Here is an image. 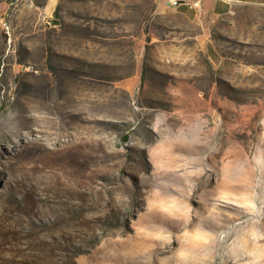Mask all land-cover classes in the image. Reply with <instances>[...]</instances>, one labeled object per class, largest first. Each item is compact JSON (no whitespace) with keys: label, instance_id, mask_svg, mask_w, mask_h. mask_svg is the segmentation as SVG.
Segmentation results:
<instances>
[{"label":"rangeland","instance_id":"1","mask_svg":"<svg viewBox=\"0 0 264 264\" xmlns=\"http://www.w3.org/2000/svg\"><path fill=\"white\" fill-rule=\"evenodd\" d=\"M0 264H264V5L0 0Z\"/></svg>","mask_w":264,"mask_h":264},{"label":"crops","instance_id":"2","mask_svg":"<svg viewBox=\"0 0 264 264\" xmlns=\"http://www.w3.org/2000/svg\"><path fill=\"white\" fill-rule=\"evenodd\" d=\"M160 5L168 7L178 13L196 12L191 4L197 0H176V6L169 5V0H158ZM236 4L241 5H264V0H201V14L221 15L230 12Z\"/></svg>","mask_w":264,"mask_h":264},{"label":"built area","instance_id":"3","mask_svg":"<svg viewBox=\"0 0 264 264\" xmlns=\"http://www.w3.org/2000/svg\"><path fill=\"white\" fill-rule=\"evenodd\" d=\"M169 5L176 6L178 4V1L176 0H169ZM191 7H193L197 11H201V0H197L194 3L191 4Z\"/></svg>","mask_w":264,"mask_h":264}]
</instances>
